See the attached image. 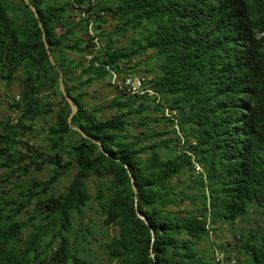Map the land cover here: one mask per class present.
Returning a JSON list of instances; mask_svg holds the SVG:
<instances>
[{"label":"trees","instance_id":"trees-1","mask_svg":"<svg viewBox=\"0 0 264 264\" xmlns=\"http://www.w3.org/2000/svg\"><path fill=\"white\" fill-rule=\"evenodd\" d=\"M29 1L42 28L24 0H0V83L20 85L0 119V264H92L79 233L94 203L111 264H220L213 233L257 213L222 251L264 264V0ZM140 67L154 94L112 83ZM98 82L117 92L108 121L85 101Z\"/></svg>","mask_w":264,"mask_h":264},{"label":"rangeland","instance_id":"rangeland-1","mask_svg":"<svg viewBox=\"0 0 264 264\" xmlns=\"http://www.w3.org/2000/svg\"><path fill=\"white\" fill-rule=\"evenodd\" d=\"M16 2L20 3V0H16ZM76 21H79V19H76ZM107 21L108 23L104 26L105 31L106 33H113L115 29L114 20L109 18L107 19ZM57 32L58 34L63 33L61 29H59ZM133 36H135V34L131 32L128 33L125 37H116L115 42L117 41L116 44H118L119 46L126 45L128 37ZM147 69L148 67H140L137 72H135V74L141 76L144 75L147 79L151 80L152 76L149 75L147 72H144ZM85 92L88 93V97L85 100L87 103H89L88 109L91 107H95L97 109H104L105 112L100 115V118L104 119L105 121H108L111 115V112L108 111L109 103L113 99V97L116 96V90L111 85H109L108 82H98L88 87ZM19 93L20 85L18 83L14 84L11 89H8L6 84L0 83V119H4L10 116L14 117V113L12 111H9L8 108L12 103L13 98H16ZM8 96H10V98H8ZM57 102L58 104L62 103L60 97L57 98ZM56 113L58 114V112ZM63 114L65 115V113ZM63 114H60V117H62ZM85 115H87V112L85 113ZM55 119L58 120L59 117H55ZM25 140H28V138ZM30 141L33 142L32 144L34 148L39 149L42 145H46L44 137H41L38 141L34 140L33 138H30ZM23 151L27 152L26 149H23ZM197 170H199V168H197ZM35 176L39 179L46 180L49 176V173L47 171H44L41 174H37ZM68 184L69 180H64L60 184V189H64ZM91 191L93 192V187H91ZM99 210V206L95 203L93 204V210H87V218L85 221V225L88 221H92L89 222V225L92 226L91 232L88 228L87 230H84L83 233L80 232L79 234L80 236H83V234H85L90 239V242L86 245V248L89 254L88 259L92 261V264H111L104 248V245L112 239L114 233L104 227L103 217ZM261 225L262 222L260 219V214L257 213L256 216H254L253 223L251 225H247L241 221L238 222V224H236L234 228L227 227L223 230L213 233L212 237L214 243H216V250L225 253L226 251H222V248L227 244H231L232 246H234L236 244V236L240 237V235H242L243 238H247L248 235L257 228V226L261 227ZM228 249L230 251L232 248L229 246Z\"/></svg>","mask_w":264,"mask_h":264},{"label":"built area","instance_id":"built-area-1","mask_svg":"<svg viewBox=\"0 0 264 264\" xmlns=\"http://www.w3.org/2000/svg\"><path fill=\"white\" fill-rule=\"evenodd\" d=\"M112 83L116 85L119 90L124 91L130 95L154 94V92H152L146 84L147 79L144 75H129L120 77L116 74H113ZM215 256L217 263L238 264L237 259L234 255L229 257L227 256V253H222L216 250Z\"/></svg>","mask_w":264,"mask_h":264},{"label":"water","instance_id":"water-1","mask_svg":"<svg viewBox=\"0 0 264 264\" xmlns=\"http://www.w3.org/2000/svg\"><path fill=\"white\" fill-rule=\"evenodd\" d=\"M24 2H25V3L27 4V6L31 9V11L34 13L36 19L38 20V23H39L40 28H42V24H41V21H40V15H39L37 9H36V8L30 3L29 0H24ZM44 41H45V38H44ZM45 47H46L47 53L49 54V58H50V61H51L52 65L56 66L55 61H54L53 56H52V54H51V52H50L49 45H48L47 42H45ZM56 67H57V66H56ZM57 70H58V72H59V87H60V92H61V94L64 96V98L66 99L67 103L69 104V106H70V108H71V113H70V115H69V117H68V123H69V126H70V128H71L72 130L79 132L83 137H85V138H89V137H88V136H87V135H86L81 129L76 128V127L73 125L72 120H73V117L75 116V114L77 113L78 108H77V106L73 103L71 97L67 94V91H66V88H65V84H64V81H63V73H62L61 69L57 67ZM95 142H96V141H95ZM96 143H97V142H96ZM100 147H101V146H100ZM101 149H102V148H101ZM129 175H130V178H131V182H132L133 190H134V192L137 194V186H136V184H135V180H134V178H133V176H132L131 173H129ZM135 202H136L135 207H136V212H137V216H138V218L141 219V220H143V221L148 225V224H149V223H148V220H147V219H146V218H145V217L139 212V210H138V206H137V196H136V198H135ZM151 255H152V257L155 256L154 253H153V251H152Z\"/></svg>","mask_w":264,"mask_h":264}]
</instances>
